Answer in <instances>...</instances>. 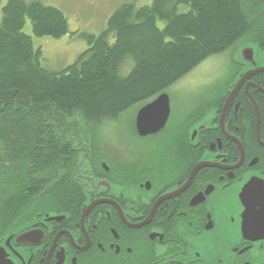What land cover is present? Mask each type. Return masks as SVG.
Returning <instances> with one entry per match:
<instances>
[{
	"label": "flooded vegetation",
	"instance_id": "obj_1",
	"mask_svg": "<svg viewBox=\"0 0 264 264\" xmlns=\"http://www.w3.org/2000/svg\"><path fill=\"white\" fill-rule=\"evenodd\" d=\"M255 61L231 65L226 86L161 92L164 128L141 135V106L133 145L105 124L59 135L78 156L80 205L21 217L0 264H264V70L232 96L264 48Z\"/></svg>",
	"mask_w": 264,
	"mask_h": 264
},
{
	"label": "trees",
	"instance_id": "obj_2",
	"mask_svg": "<svg viewBox=\"0 0 264 264\" xmlns=\"http://www.w3.org/2000/svg\"><path fill=\"white\" fill-rule=\"evenodd\" d=\"M27 20L38 37L69 33L64 12L43 0L0 1V242L23 216L80 205L78 156L59 135L96 136L116 123L135 134L137 110L201 65L243 43L264 48V0L129 1L101 34L82 35L88 48L72 64L52 71Z\"/></svg>",
	"mask_w": 264,
	"mask_h": 264
},
{
	"label": "rangeland",
	"instance_id": "obj_3",
	"mask_svg": "<svg viewBox=\"0 0 264 264\" xmlns=\"http://www.w3.org/2000/svg\"><path fill=\"white\" fill-rule=\"evenodd\" d=\"M0 1L2 7L8 0ZM129 1L135 2L137 6H142L151 4L153 0H43L46 5L57 7L64 12L69 22V33L60 38L38 37L33 33L30 20H27L24 31L32 36L34 46L41 49L42 64L52 71H59L72 64L81 53L87 50L88 43L82 35L84 33L101 34L107 29L108 21L114 11ZM233 53L234 50L226 51L222 55L216 56L215 59L212 58L208 63L193 71V74L186 77L183 82L174 84L173 88L180 85L218 86V80L225 78L224 73H228L231 67ZM233 62L236 61L233 59ZM124 118L130 119L131 114L129 113L128 117ZM120 128L121 125L118 123L107 125L105 133L110 138L119 134L126 135L125 131L120 130ZM120 139H123L127 144L133 145L135 143L133 136L128 135V133L127 137L120 136Z\"/></svg>",
	"mask_w": 264,
	"mask_h": 264
},
{
	"label": "water",
	"instance_id": "obj_4",
	"mask_svg": "<svg viewBox=\"0 0 264 264\" xmlns=\"http://www.w3.org/2000/svg\"><path fill=\"white\" fill-rule=\"evenodd\" d=\"M259 50L258 46L253 43H243L241 44L233 53V59L237 63H246L256 65L255 57ZM264 68H255L248 70L243 77L238 81L234 93L242 86L243 82ZM170 115V100L167 93L160 94L155 100L142 106L137 113L136 125L138 132L141 135H147L151 133H156L164 128ZM90 208V207H89ZM89 208L86 210L88 212ZM0 249L1 246H0Z\"/></svg>",
	"mask_w": 264,
	"mask_h": 264
},
{
	"label": "bare ground",
	"instance_id": "obj_5",
	"mask_svg": "<svg viewBox=\"0 0 264 264\" xmlns=\"http://www.w3.org/2000/svg\"><path fill=\"white\" fill-rule=\"evenodd\" d=\"M101 132H104V130H103V131H101ZM101 132H100V133H101ZM1 153H2V152H1ZM4 154H5V153H4ZM6 158H7V157H6ZM4 162H5V161H4ZM4 190H5V189H4ZM9 196H10V195H9ZM47 201H48V200H47ZM39 202H40V201H39ZM41 207H42V206H41Z\"/></svg>",
	"mask_w": 264,
	"mask_h": 264
}]
</instances>
